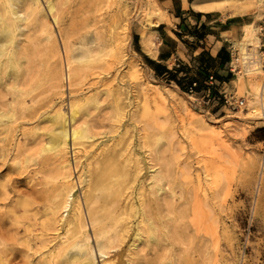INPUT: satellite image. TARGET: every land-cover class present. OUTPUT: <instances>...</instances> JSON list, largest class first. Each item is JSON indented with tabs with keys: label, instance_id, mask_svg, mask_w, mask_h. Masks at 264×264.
Masks as SVG:
<instances>
[{
	"label": "rangeland",
	"instance_id": "374dc122",
	"mask_svg": "<svg viewBox=\"0 0 264 264\" xmlns=\"http://www.w3.org/2000/svg\"><path fill=\"white\" fill-rule=\"evenodd\" d=\"M54 1L57 6V14L61 18V24L59 27L54 26L55 39H51V41L47 40L40 30L41 24L46 22V19L52 20V16L48 12L47 0H39L41 15L40 13L37 15L38 19L35 16L26 18L22 4L19 3L15 6L20 16L17 29V34L20 33L17 36V49L27 54V57L25 56L26 62L24 60L26 63L25 72L27 71L29 75L33 74L30 75L31 79L28 78V83L29 81L30 83L26 86V93H28L26 98L27 110L24 112L19 111L20 98L16 97L19 92L12 95L7 88L8 84L9 87L12 85L16 87V81L8 77L7 85L3 83L0 87V105L9 109L10 103L13 100L15 103L17 101L15 107L17 108L16 120L0 125L3 127H0V138L7 137L5 143L3 142L6 157L5 160L0 159V190L4 193L2 195L0 191V218L4 217L7 221L6 229L7 226L9 228V232L4 233L3 238L6 235L7 239L10 240L9 243L11 242L10 245L14 248L13 251L5 252L3 248L6 246L0 244V264H10V262L11 264H78L73 252L68 250V246L62 245L61 238L65 233V228L62 227L63 223L57 220V216L66 217L67 214H70V209L62 210V212L59 210L58 213H55L56 209L54 210L50 202V195L47 196L49 191L54 192V194L56 192L55 186L52 187L54 185L52 178L55 170L54 164L45 165L40 159L44 155L40 156L38 153H34L36 161L26 163L25 169L19 168L17 170L16 162L18 160L16 161L14 158L19 142L26 156L37 150L35 144L31 143V139H24L21 135L22 130L33 134L36 139H40L45 132L38 129H44L47 122L45 117H39V115L51 107L54 110L60 107L70 115V108L73 104L74 106L79 104L81 110H84L79 117L80 121L85 122L89 119L88 121L95 131H93L94 134L97 132L95 135L99 137V139L96 138L95 143L99 142L100 144L93 147L88 142L87 146L81 147V150L89 151V153L86 155L83 152L79 154L80 159L83 160L79 161L77 169L74 166L76 163L75 155H73L74 147L69 145L73 177L78 183L74 191L75 197L80 195V198L83 199L82 194L86 185L79 183V174L88 171V164L95 160L94 154L99 152L105 144L109 148L114 147L121 137L120 134L126 132L124 130L127 126L128 132L125 135L127 140L126 138L125 140L128 143L131 141L130 150L132 149L131 152L134 154L132 156L134 160L132 159L130 163L133 168L131 171L135 172L136 160H138L143 168L141 174L146 175L145 178L150 173L148 165L153 169L160 170L163 174H168L171 177L170 186L174 188L176 199H178L173 202L169 195L170 190H167L168 196L164 198L161 209L163 221L160 226V233H158V243L141 244L134 249L131 247V243L135 240V236L131 231L130 236H127L128 238L121 247L114 249L107 256L102 257L96 251L98 264H264V112L261 113L260 109L253 108L254 104L249 102V99L255 100V97L243 86V81L259 80L264 82V0H215V6L221 8L225 16L234 14L244 16L243 33L239 40L235 41L233 48V61L236 71L232 73L228 85L224 86L227 93L235 94L237 98L244 99V105L236 109L224 106L220 95H218L220 100L207 104L202 95L192 96L188 92L182 91L175 83H168L157 77L151 70L141 54L139 44H142L145 50L154 56V51L146 44L155 46L153 29L157 25L156 22L160 21L161 16L165 19L164 12L155 0ZM211 7L213 8V6ZM113 15L114 18L112 19ZM119 17L121 18L119 19ZM36 19L42 23L39 25L35 21L37 23L35 24L34 20ZM111 19H115V22ZM127 23L130 24L129 36L120 41L122 49H117V57L114 56V58L112 53H105V55L102 54L103 56L100 55L99 59H95L97 55L93 61H90L91 63L83 65L85 69H82L83 75L78 85L70 86L69 82L64 79L62 81L63 87L52 86L45 68L46 55H54L58 51H62L60 30L66 33L71 42L70 48L74 56L80 57L83 43L91 44L97 36L104 35L110 26L112 32L118 35L116 32L121 33L122 27ZM32 24L36 26L32 27ZM247 25L256 29L252 32L253 38H256L254 39L255 42H249L252 44L248 43V49L254 60L259 62L263 72L254 75H245L244 73L239 75L238 72L245 67L241 68L235 61L239 52L237 43L245 36L248 29ZM32 28L37 29V31ZM31 32L33 33L31 34ZM40 32L42 35L37 36L36 33ZM137 34H139V38ZM34 36L33 39L38 40L32 42L30 39ZM22 43H26L24 48ZM32 48L34 51L31 55ZM52 62L57 66L60 65L57 56ZM108 65L109 67L112 65V67L109 68ZM36 67H39L41 71ZM58 67L60 68V66ZM80 89L81 91H79ZM154 89H168L171 95H165L167 97L156 95L155 97L152 95ZM115 91L116 93H114ZM115 94L116 97L120 98V103L119 99L116 98L118 99L117 106L123 104L122 111L115 105L117 102L114 103ZM95 95H97L99 102L102 101L98 104L101 107L97 109L92 102L96 98ZM103 102H105V106L102 105ZM127 104L129 109L126 107ZM82 105L86 107L82 108ZM107 105H109L108 108ZM86 110L89 112V116L85 114ZM121 113L123 115L128 114L124 121L120 119L123 118ZM21 115L22 117H20ZM21 120L25 122L21 123ZM8 125L14 127L8 128ZM158 136L162 140L157 145L155 143ZM153 143L155 145H152ZM0 145L2 146V143ZM87 148L91 150H86ZM117 148L122 149L123 147L120 145ZM13 158L14 163L11 162ZM6 161L7 163L4 164L3 162ZM88 161L90 162L88 163ZM6 173L9 175L8 178H12V180L7 179ZM34 183L35 185H33ZM31 184L34 186L33 189H31ZM36 185L39 186V189ZM199 185L206 189L207 196H209L205 204L208 205L206 207L204 205L205 223L206 227L210 229L208 233L198 222L199 217L191 213L194 199L191 201L190 198L193 197L192 195L196 190L200 193ZM146 187L149 189L150 186ZM165 187L168 188L169 184H165ZM14 188L22 192L24 197ZM37 190L41 193H39L40 197L37 196L35 199L32 194ZM185 192H189V194ZM44 196H46L45 200ZM186 196L188 199L185 198ZM24 198L29 199L26 201L30 205L26 207V210H21L23 206L20 202L25 200ZM200 198L203 199V196L201 195ZM40 199H43V202ZM31 207H33L32 210ZM51 207H53V211H51ZM84 213L85 218L87 217L88 229L93 234L85 205ZM24 215L25 218H22L21 216L24 217ZM52 215L56 218H52ZM135 220L133 218L134 222ZM44 225H47V230L43 227ZM131 225L134 227L133 223ZM52 229H56L53 230L55 232L51 231ZM94 245H96L95 242ZM14 250L16 255L12 253Z\"/></svg>",
	"mask_w": 264,
	"mask_h": 264
},
{
	"label": "bare ground",
	"instance_id": "6f19581e",
	"mask_svg": "<svg viewBox=\"0 0 264 264\" xmlns=\"http://www.w3.org/2000/svg\"><path fill=\"white\" fill-rule=\"evenodd\" d=\"M19 3L24 6L26 18L28 16H35L38 19L37 15L41 12L39 0H0V87H1V85H3V83H6L4 85H7V79H9L8 77H11V79L13 81H16L15 82L16 87H15V85H12L9 87V84H8L7 88L9 90V92L12 93V95L14 93L19 92V95L16 96L17 98H20V103H18L19 107H20L19 111L21 110L22 112H24L27 110V103H26L27 99L26 98H27L28 93H26V86L30 83V81L28 83V78H30V75H32L33 73H31L29 75V73H27V71L25 72V70H26V66H25L26 60L25 59L27 57V54L25 52L19 51L17 49V45H18L17 44V36L20 34V33L17 34V29H18V22H19L20 16H19L18 11L15 9V6ZM109 3H111V2L109 1ZM47 8H48L49 14L52 16V20L50 19V21H49L48 19H46V22L42 23L41 21L38 22L36 19V20H34V22L37 21L38 24L42 23L40 30L43 33V35H45L46 39L51 41V39H55V37H54L55 32H54L53 28H54V26H58V27L60 26V24H61L60 19L61 18L59 16V14H57V6H56V3L54 0H47ZM211 8L212 7H210V6L203 7V9H208V10H211ZM107 11H108V9H107ZM122 13H124V11H122ZM40 15H41V13H40ZM44 18H47V17L44 16ZM111 18L113 19L114 15ZM120 18L121 17H119V19ZM126 19H128V18H126ZM114 20H112V21H114ZM162 20H164L163 16L160 17V21H162ZM93 21H94V19H93ZM160 21H157L156 24L159 25ZM103 23H105V22H103ZM35 24H37V23L35 22ZM117 24H119V23L117 22ZM107 25H111V24H107ZM129 25H128V23L124 24V27H122L123 28L122 32L121 33L116 32V33H118V35H115L112 32V27L110 26L104 35L97 36L95 38L94 42H92L91 44L88 42L83 43L82 47H81L82 53H81L80 57L74 56V53L71 51V48H70L71 42L69 41L66 33L63 30H60V36L59 37H60V40L62 41V48H63L62 51H60V52L58 51V53H55L54 55H51V54L46 55V67L45 68L47 69V76L49 77L52 86L56 87V88L63 87L62 81L64 79H66V81L69 82L70 86L78 85L80 83L81 77L83 75L82 69H85V68H83L85 66L84 64H87L90 61H93V59L97 55L98 56L95 59H99L98 57L102 54L105 55V53L106 54L112 53V54H114L113 57L118 55V53H117L118 50L122 49V45L120 44V41L123 39L125 40L126 36H129L128 35ZM33 26H36V25L32 24V27ZM247 26H248L247 27L248 29L245 33V36L242 37L243 39L237 43L238 47H239L238 48L239 52L237 51L238 56L236 57L235 61H236V63L239 64V66L241 68L245 67L244 68L245 70L243 69V70H240L238 72L239 75L241 73H244L245 75H250V74L254 75L256 73L263 72L261 66L259 65V62L254 60V57L251 55V52L248 49V43L249 42H252V43L255 42L254 39H256V38H253L252 32H254L256 29L251 28V25H247ZM22 27H24V26H22ZM26 27L29 29L28 26H26ZM95 27H97V26H95ZM105 28H107V27H105ZM33 30L37 31V29H33ZM102 30H103V28H102ZM29 31H31V30H29ZM41 32L36 33L37 36L39 34L42 35ZM32 33L33 32H31V34ZM28 35H30V34H28ZM24 38H25V36H24ZM33 38H35V36L32 37V39H30V40H32V42H33V40H35ZM27 40L29 41L28 38H27ZM37 40H35V41H37ZM55 42H56V40H55ZM46 43H49V42H46ZM252 43H249V44L251 45ZM22 44H23L22 47L24 48L26 43H22ZM118 45H119V47H117ZM40 47H41V45H40ZM33 48L31 49V55L34 51ZM56 49H58V48H56ZM44 51H46V50H44ZM44 53H46V52H44ZM55 56H57L59 61H60V63H59L60 65H58V66H60V68L57 66V64H54L52 62ZM32 57H34V56H32ZM24 60H25V62H24ZM95 61H97V60H95ZM104 61H106V59H104ZM29 62H31V61L29 60ZM112 63H114V62H112ZM61 65H62V67H61ZM112 65H110V67H112ZM93 66H94V64H93ZM28 67H30V66H28ZM108 67H109V65H108ZM92 68H94V67H92ZM37 69H39V67ZM34 71H36V70H34ZM35 74H36V72H35ZM35 76H37V75H35ZM246 77L248 78V76H246ZM253 77H256V76H253ZM32 79H34V78H32ZM250 79L252 80V78H250ZM95 83H97V82H95ZM69 84H68V86H69ZM243 86L246 88V90L249 93L253 94L255 97V100L249 99V102H253V104H254L253 108L260 109L261 113L264 112V82H261L259 80L258 81L257 80L252 81V82H247V81L244 82L243 81ZM93 87H95V86H93ZM108 87H107V89H109ZM12 89H14V90H12ZM110 89L112 90L113 88H110ZM79 91H81V89ZM88 91H90V90H88ZM122 91H123V88H122ZM114 93H116V91ZM6 94H8V93H6ZM168 94H169V96L171 95L168 89L167 90H165V89L164 90L163 89L162 90L154 89L152 91V95H155V97H156V95L162 96V97L163 96L167 97L165 95H168ZM97 95H98V93H97ZM97 95H95L96 98L93 97L94 101L90 100L93 102V104H95L96 109L98 107L99 108L101 107L98 104H100L102 102V101L101 102L98 101ZM119 95L121 96V94H119ZM123 95L126 96V94H123ZM64 96H62V97H64ZM113 98H114V103H115V101L117 102L118 99H119L118 101L120 103V98L116 97V94ZM116 98H118V99H116ZM122 98H123V96H122ZM89 99H88V101H89ZM84 100H86V98ZM77 101H79V100H77ZM77 101H76V103H77ZM105 102H107V101H105ZM105 102H103V104H102L103 106H105L104 105ZM125 102H128V101H125ZM129 102L131 104V101H129ZM16 103H17V101H16ZM16 103H15V100H13L10 103L11 106L9 107V109H5L2 105H0V125H3V123H7L8 121L16 120V116H17V113H16L17 108H15L17 106ZM112 103H113V101H112ZM117 104H118V102L115 105L117 106ZM112 105H114V104H112ZM108 106L109 105H107V108H108ZM121 106L119 104L117 106V108L122 111L123 110V104ZM124 106H125V104H124ZM84 107H86V106L82 105V108H84ZM126 107H128V104ZM70 109H71L70 115H68V113L63 111L60 107L56 110L52 109V107H51V109L43 111L39 115V117H45L47 125L44 129H38V130L45 132L43 137H41L40 139L37 138V139H39V140H37L33 134L27 133L25 130L21 131V135L24 137V139L25 140L31 139V143L35 144V146L37 147V150L32 152V154H29L26 156V155H24V151L22 150V148L20 146V142H19V144H17V148L15 147L16 152H15V156H14L16 161L18 160L16 162V165H17L16 169L17 170L19 168L25 169L26 163H29L31 161H36V157L34 156V153H36V154L38 153L40 156L44 155L43 158H40V157H37V158L42 159V162L45 165H48L49 163L54 164L55 170H54L53 177H52L53 181H54V182L53 181L52 182L54 183V185L52 187L55 186L56 192L54 194V192L49 191V192H47L48 193L47 196L50 195V197H49L50 202H51L52 206L54 207V210L56 209L55 213H58L59 210H61V212H62V210L65 211V210L70 209V214H67L66 217H64V216L60 217L59 216L61 218L60 219L57 216L58 214L55 215L58 218L57 220H60V222L63 223L62 227L65 228V230H64L65 233L63 234L61 232L63 234L62 238H61L62 239V245L68 246V250H71L73 252V255L76 257L75 260L78 261V264H98L97 259H96V257H97L96 251L102 257L105 255L107 256V254H109L114 249L121 247V245L128 238L127 236L131 233V231H133V234L135 236V240L133 241V243H131V247H133L134 249L138 248L139 245H141V244L158 243L159 242V234L158 233H160V226H161L162 221H163L161 209L163 206L164 198H166L168 196L167 190L168 189L170 190L169 195L171 196V199L173 202L178 200V199H176V192L174 191V188L170 186L171 177L168 174H163L160 170L153 169V167L148 165V167H150V168H148V167L147 168L150 170V173H149V176L145 178L144 176H146V175L141 174V171L143 168L141 167V164L138 160H136L137 164L135 163L137 165V166H135L136 167L134 170L135 172L133 173L131 171V169H133V168L131 167L130 163L132 162V159L134 160V157H132V156H134V154H132V152H131L132 149L130 150V148H131L130 142L131 141L129 143L126 142L127 137H125V135H126V132H128L127 131L128 129H126L127 126H125L124 131H126V132H122L123 134H120L121 137L117 140L114 147L109 148L105 144L101 148V150H99V152L97 151V153L94 154L93 158H95V160L93 162L88 161V163L90 162L88 164V168H87L88 171H86V172L83 171L78 176L79 183L80 184H83V183L86 184L85 188L83 190V194H82L83 199L80 198V195L78 197H75L74 191H75L78 183L76 180H74V177H73V165H72L71 159L69 157L70 156L69 155V153H70L69 145L71 144L72 147H74V154L73 155H75L74 160H76V163L74 164V166L76 167L75 169H77L79 167V161L83 160V159H80L81 157L79 156V154H81L82 152L84 155L89 153V151L81 150V147L87 146L86 144L88 142H90V144L93 147L98 146L100 144H99V142L95 143L96 138L99 139V137H98V135H95V134H97V132L94 134L95 131L93 130L92 125L89 123L90 122V121H88L89 119L85 122L80 121L79 117H80L81 113L84 112V110H81V108L79 107V104H77L75 106L73 104ZM86 109H88V108H86ZM128 109H129V107H128ZM114 110H117V109H114ZM111 111H113V110H111ZM40 112H38V113H40ZM85 114L87 116H89V112H87V110H86ZM105 114L107 116V113H105ZM20 117H22V115ZM119 117H120V115H119ZM127 117H128V114L125 113L123 115V118H120V119L121 120L123 119L122 121H124V118L127 119ZM24 122H25L24 120H21V123H24ZM119 122H120V120H119ZM26 126H28V125H26ZM0 127H2V126H0ZM7 127L13 128L14 126L12 127V125H8ZM42 127H43V125H42ZM41 131H39V132H41ZM145 133H148V132H145ZM40 136H42V135H40ZM15 137H17V136L15 135ZM5 138H7V137H5ZM5 138H0V143H2V146L0 145V159L2 158L3 160H5V157H6L5 149H4V145H3V142L5 140H7ZM125 138H126V140H125ZM144 138H145V136H144ZM91 140H92V142H91ZM128 140H130V139L128 138ZM160 140H162V139L158 136L156 138L155 144L158 145L160 143ZM153 142H155V141H153ZM10 143H11V141H10ZM123 143L125 144V146L123 145ZM155 144L153 143L152 145H155ZM120 145H122V147H123L122 149L117 148V146H120ZM124 147H125V149H124ZM15 148H13V149H15ZM83 148H85V147H83ZM86 150H91V149L87 148ZM135 155H136V153H135ZM14 158H13V160H14ZM135 158H137V157L135 156ZM13 160L11 161L12 163L15 162V160L14 161ZM3 163L5 164V163H7V161L3 162ZM12 163H10V164H12ZM33 167H35V166H33ZM27 172H28V170H27ZM8 176L9 175L7 174V179H10V178H8ZM10 177H12L11 174H10ZM7 179H6V182L8 181ZM10 180H12V178ZM174 181H175V179H174ZM167 183L169 184L168 188L165 187V184H167ZM80 184H79V186H80ZM33 185H35V183ZM33 185L31 184V186H32L31 189H33V187H34ZM39 185H40V183H39ZM148 185L150 186L149 189L146 187ZM36 186H35V188H36ZM2 188H4V187H2ZM37 188L39 189V186H37ZM199 189L201 190L200 193H199V191L197 192V190L194 188V190H196V191L193 193V195H192L193 197L190 198L191 201L194 199L193 204H192L193 209H191V213L194 216L199 217L198 222L200 223V225H202L204 227V229L208 233V230H210V229L206 227V223H205L206 222V218H205L206 214L204 211V205L206 204L207 198L209 196H207L206 189L203 186L199 185ZM18 192H20V191L18 190ZM20 193H21V195H23L22 192H20ZM39 193H41V192L39 190H37V191H34L33 194L32 193L31 194L35 198V197L39 196ZM187 193L189 194V192H187ZM3 194L4 193L2 192V195ZM7 195L9 196V194H7ZM201 195L203 196V199L200 198ZM23 197H24V195H23ZM45 197L46 196H44V200H45ZM185 198L188 199V196H186ZM8 199H10V198H8ZM26 200H29V199H25V200H22L20 202L21 206H23V209H21V210H26V207L28 205H30V203ZM37 200H38V198H37ZM40 200H39V203H41V201L43 199L41 201ZM5 201H7V200L5 199ZM31 201H34V199H31ZM36 203H33V204H36ZM33 204H32V206H34ZM84 205L86 206V209L88 212V217H89V221L92 225L93 234H91L89 229H88V225L86 222L87 217L85 218V213H84ZM207 205H205V207ZM53 207H51V211H53L52 210ZM32 209H33V207H31V210ZM31 210H29V211H31ZM52 213H54V212H52ZM63 214H64V212H63ZM1 216H3V215H1ZM21 217L25 218V215H24V217L23 216H21ZM136 217H137V220H135ZM11 218H13V217H11ZM52 218H56V217L53 216ZM133 218H134L135 222L133 221ZM19 220H20V218H19ZM23 220H25V219H23ZM12 223H13V220H12ZM132 223L134 224V227H132V225H131ZM6 224H7V221L4 219V217L2 219L0 218V235L2 236V237L0 236V238H1L0 244H4V246H6L5 248H3L5 252L13 251V249H14L13 246L10 245L11 242L9 243L10 240L7 239L6 235L3 238V234L6 232L7 233L9 232L8 226L6 229ZM46 226L44 225L43 227L46 228V230H47ZM9 227H12V226H9ZM53 230H56V229H52L51 231H53ZM13 231L16 232V230H13ZM53 232H55V231H53ZM56 233H58V232H56ZM12 238L14 239V237H12ZM12 238H9V239L13 240ZM16 238H17V236H16ZM52 240H53V238H52ZM94 242L96 245H94ZM17 245H18V243H17ZM17 245H15V247ZM58 247H59V245H58ZM59 249H58V251H59ZM1 250H2V248H1ZM8 253L11 254V252H8ZM12 253L14 255H16L15 250ZM9 257H11V256H9ZM9 257H8V259H9ZM12 257H14V256H12ZM11 259L13 260V258H11ZM10 264H11V262H10Z\"/></svg>",
	"mask_w": 264,
	"mask_h": 264
},
{
	"label": "crops",
	"instance_id": "0c3cea01",
	"mask_svg": "<svg viewBox=\"0 0 264 264\" xmlns=\"http://www.w3.org/2000/svg\"><path fill=\"white\" fill-rule=\"evenodd\" d=\"M155 1L165 19L153 29L155 46L146 44L154 51V56L139 44L141 54L161 68L176 72L187 85L195 80H208L212 74L224 79L229 72L235 41L243 33L244 16H225L224 11L215 6V0ZM206 6L213 8L203 9ZM198 93L202 95L203 90Z\"/></svg>",
	"mask_w": 264,
	"mask_h": 264
},
{
	"label": "trees",
	"instance_id": "16d2710c",
	"mask_svg": "<svg viewBox=\"0 0 264 264\" xmlns=\"http://www.w3.org/2000/svg\"><path fill=\"white\" fill-rule=\"evenodd\" d=\"M144 58H145L146 62L149 64V66L152 67L156 71V73H157L156 76L157 77H159L161 79H164L168 83H175L184 92H188L189 87L194 82L198 83V86L196 88L197 92H200L201 90H204L207 87V81L208 80H204L202 82H200L199 80H195L190 85H187V83L182 81V78H179V76H178V74L176 72L166 70L163 67L161 68V66L159 64H156L155 62L151 61L150 59H148L145 56H144ZM212 75L214 76L215 80L217 82H219L220 84L228 83L231 80V78H232V72H230V70H229L228 74L226 75V77L224 79H222V80L217 74H212ZM218 88H219L218 86L212 88V90H211V99L212 100H215V101L219 100Z\"/></svg>",
	"mask_w": 264,
	"mask_h": 264
},
{
	"label": "built area",
	"instance_id": "2783aa9c",
	"mask_svg": "<svg viewBox=\"0 0 264 264\" xmlns=\"http://www.w3.org/2000/svg\"><path fill=\"white\" fill-rule=\"evenodd\" d=\"M229 70L232 73H235L236 68L234 66V61L233 58L231 60L230 66H229ZM226 83H222L220 84L219 82H217L214 78L213 75H210L207 81V87L203 90L202 96L204 98V101L207 104L210 103H214L216 102L215 100L211 99V90L213 87L218 86V93L221 97V100L224 103V106L229 107L231 109H236V108H241L244 105V99L242 98H237V96L235 94H229L227 93V90L224 88ZM197 86L198 83L194 82L188 89V94H191L192 96L198 94L197 92ZM220 100V99H219Z\"/></svg>",
	"mask_w": 264,
	"mask_h": 264
}]
</instances>
